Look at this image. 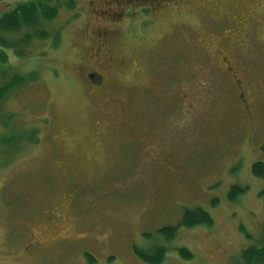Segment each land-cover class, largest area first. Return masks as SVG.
Instances as JSON below:
<instances>
[{"label":"rangeland","instance_id":"rangeland-1","mask_svg":"<svg viewBox=\"0 0 264 264\" xmlns=\"http://www.w3.org/2000/svg\"><path fill=\"white\" fill-rule=\"evenodd\" d=\"M30 1L0 0V15ZM102 1L54 0L52 21L0 31L23 56L0 48L9 64L33 76L0 108V141H11L0 142V264H148L134 248L150 252L166 226L177 232L162 264H231L264 246V178L252 173L264 163V0H135L99 22ZM103 25L124 64L110 71L114 102L98 111L82 61ZM219 52L237 62L248 110L228 101L236 90ZM155 147L171 156L170 174ZM234 186L243 191L232 200ZM186 208L206 211L211 227L182 226Z\"/></svg>","mask_w":264,"mask_h":264},{"label":"trees","instance_id":"trees-1","mask_svg":"<svg viewBox=\"0 0 264 264\" xmlns=\"http://www.w3.org/2000/svg\"><path fill=\"white\" fill-rule=\"evenodd\" d=\"M51 2L54 3V0H36L16 5L14 8L0 15V31L4 32L6 35L15 34L20 32L22 28H33L43 23V21H52L57 13V9L49 5ZM67 6L70 7L72 4H67ZM71 9L73 8L71 7ZM37 36L38 39L44 41L47 37V31L42 29ZM31 39L30 36L26 35L24 40L25 44L27 45ZM0 48L12 51L14 49L17 58L23 57L20 54L21 52L16 50L17 44L7 40L5 37L0 38ZM9 63L8 54L6 55L0 50V108L12 93L18 91V89L26 85L30 80H33V76L30 77L29 74L17 71L14 66ZM1 141L4 145H10L11 142L7 138H2ZM16 143L17 141L14 145ZM252 173L256 177L264 178V163L257 162L253 164ZM242 191L243 189L239 187H232L229 192L230 199L233 200L238 194L242 193ZM262 195L264 196V191ZM180 224L186 228L199 225L211 227L212 219L210 215L201 208H186L183 212ZM176 232L177 227L166 226L161 228L158 233L161 235L160 237L163 242L155 245L150 252H145L136 248V255L145 263L162 264L168 250L164 243L175 239ZM178 253L183 259L192 258L191 253L185 248H179ZM231 264H264V246L248 247L242 251L240 260L237 259Z\"/></svg>","mask_w":264,"mask_h":264},{"label":"flooded vegetation","instance_id":"flooded-vegetation-1","mask_svg":"<svg viewBox=\"0 0 264 264\" xmlns=\"http://www.w3.org/2000/svg\"><path fill=\"white\" fill-rule=\"evenodd\" d=\"M135 0H103L100 2L101 4H98L95 8V12L98 14L96 15L98 17V21L100 22L101 19L100 17L106 18H114V14H117L118 12L122 14L123 9H122V4L125 5L129 2H133ZM137 1V0H136ZM152 3H154V0H152ZM101 7H103V10H100ZM106 7V8H105ZM227 9V8H226ZM216 12L215 14L213 13H208L211 15L212 19H216V14H219L220 11H214ZM119 15V14H118ZM221 17L225 18L227 23L231 21L227 18V15H222ZM111 19V20H112ZM234 20H242V17L236 18ZM216 21H222V20H216ZM237 27L238 25L235 24ZM252 28V25H250ZM228 27V26H227ZM113 27L110 26H98L95 28V31L93 32V44L92 46L88 49V51L85 53L84 61H82L83 65H85V68H83V76L86 79L87 85L86 88L89 91V94L91 96L90 102L91 105L98 111L101 110V107L104 105H110L114 102L115 99H113V94L114 91L116 90L114 86L112 85L115 83V79L110 77V71L114 68L117 67V69H121L120 67L123 66L124 62H119L118 64L113 61L111 54V50L109 47V41L112 39L114 31L112 29ZM230 29V27H228ZM236 31H241V29H231L228 33L230 37H232ZM229 39V38H227ZM231 45L229 51L232 53L235 52L238 55V57H246L248 55L246 46L240 43H235L233 40H231ZM229 43V44H230ZM219 55H216L215 57L218 59L219 63L217 67H219L222 70V73L228 75L229 79L233 82L235 86V94L230 96L228 98V101L230 103H233L237 105V107L243 106L244 110H248L249 105L246 102L244 98V93L243 91V86L241 82L237 79L236 71H237V62L233 61L228 57V55L225 57L224 54L219 52ZM198 62H200L203 59H197L195 58ZM206 63L212 65L213 63L209 60H206ZM213 67H216L214 65ZM201 68L198 67V69L195 67V73L194 75H198V72L200 71ZM113 81V82H112ZM254 87V86H253ZM255 91L256 94L258 95V99L264 100V89L260 85H255ZM190 96H195L192 93H190ZM204 93L200 94V97L197 98L196 104H200V109H202V105H204ZM220 104V103H218ZM191 106V105H189ZM192 107V106H191ZM138 126L133 125L132 128H135ZM135 128V129H137ZM130 133L128 134L129 137H134L133 134V129L129 131ZM151 144L150 142H147ZM155 149V151H154ZM151 150V153H154V155L151 154L156 160H158L163 174L165 172H168L169 174L172 172L171 166L173 165L172 159L170 155L164 156V152L162 149L159 148H154ZM150 153H147L146 156H148ZM165 168V169H164ZM166 175V174H165ZM76 177V176H75ZM116 231V229H115ZM134 248V252H135ZM136 254V253H135Z\"/></svg>","mask_w":264,"mask_h":264}]
</instances>
